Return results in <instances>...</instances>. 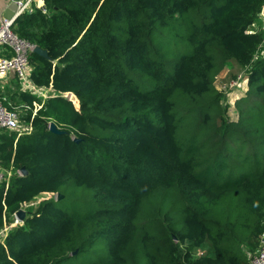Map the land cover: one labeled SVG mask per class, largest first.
Listing matches in <instances>:
<instances>
[{
  "label": "trees",
  "instance_id": "1",
  "mask_svg": "<svg viewBox=\"0 0 264 264\" xmlns=\"http://www.w3.org/2000/svg\"><path fill=\"white\" fill-rule=\"evenodd\" d=\"M263 3L44 0L16 17L13 32L47 50L31 53V79L52 92L1 91L31 129L0 133V230L47 197L0 237V264H59L98 237L108 254L92 264H248L264 237ZM178 40L187 52L171 60ZM224 69L249 87L237 120L215 87ZM235 139L250 157L222 156ZM76 187L82 214L65 207Z\"/></svg>",
  "mask_w": 264,
  "mask_h": 264
},
{
  "label": "built area",
  "instance_id": "2",
  "mask_svg": "<svg viewBox=\"0 0 264 264\" xmlns=\"http://www.w3.org/2000/svg\"><path fill=\"white\" fill-rule=\"evenodd\" d=\"M17 5V10L11 20L1 19L0 23V52L10 51L11 55L6 57L0 55V94L2 91L1 81L12 73L19 80L23 90L29 91L31 94L42 97H49L50 92H45L44 87L36 86L31 79L30 71V55L33 52L34 45L26 39L18 37L12 30V25L16 17L23 13H30L36 8V0H13ZM259 20L264 30V3L258 13ZM240 73L234 80L229 83L230 87L237 86L243 74ZM243 81L246 78L243 77ZM51 89V88H50ZM51 91V90H50ZM64 97L69 99L70 92L64 93ZM4 99L0 96V131L10 130L17 131L20 127V115L16 109L8 108L4 104ZM30 128V127H29ZM2 167L0 166V180H2ZM15 221L19 220L14 214ZM254 255L249 258L248 264H264V242Z\"/></svg>",
  "mask_w": 264,
  "mask_h": 264
},
{
  "label": "rangeland",
  "instance_id": "3",
  "mask_svg": "<svg viewBox=\"0 0 264 264\" xmlns=\"http://www.w3.org/2000/svg\"><path fill=\"white\" fill-rule=\"evenodd\" d=\"M180 29H188V24L182 26ZM171 46H172V48L170 50L166 51V56L168 58H170L171 60L177 58L179 55H182V53L187 52L185 45H184V42H181L180 40L175 41V43ZM263 47H264V43H263L262 47L260 48V52L262 50H264ZM226 72H227L226 69H224L218 75V77L215 80V87L217 89H219L223 93V95H226L225 96V98H226L225 102L223 101V99L221 100L224 115L228 116L227 118L230 120H237L239 110L236 107V100L239 97L246 95L249 87H248L247 81H243V79H244L243 76L241 77V80H239V84L237 86L230 87L229 84H227L228 82L224 81V77L226 75ZM252 115H253V113H250L251 117H252ZM19 124H20L19 130H17L16 132H20V131L22 132L24 130L23 128L26 127L25 123L23 121H21V119H20ZM232 145H233L232 150H227V151L223 152L222 156L224 155V157H227L228 155L236 154V152H237L238 154H245L248 157H250L253 153L252 148H248V147L247 148H242V147L240 148L242 143H240V141L236 143V139L234 140ZM254 149H255V151H258V146L257 147L254 146ZM234 157H236V156H234ZM221 162H222V160L219 161V163H221ZM232 171H233L234 175H237L239 172L242 171V169L239 167V165H237L232 169ZM222 172H223V170H222ZM5 173H7V171H5L3 169L2 179L4 178L3 176L5 175ZM74 189L76 191L72 190L69 193V195L66 196L65 207H68L69 211L73 210V211L78 212L79 214H82L81 212H85L87 209L85 207H81L82 206V200H81L82 190L77 189V187ZM87 196H88V194H87ZM46 197H47L46 195H42L41 197L36 199L34 202H31L32 204H30V205L33 206V205H35V203H37V201H40V199L43 200ZM55 198H57V197H55ZM29 203H28V205H29ZM164 207H165V205L163 206V208ZM4 232L5 231H3V230L0 231V237L3 236ZM85 246H88L86 251L76 254L77 249H75L73 251L75 254H73L74 256L72 258L64 259V260L60 261L59 264H92L93 262H96L100 259L107 257L108 250H107V247L104 246L103 240L101 237H98V240H95L90 245L85 243ZM95 248L100 249L99 253L94 251ZM255 249L251 250L249 247L245 246V250L249 256L255 254V252L257 251V250L255 251ZM200 253H204V251H199L198 254H200ZM143 264H147V261L144 260Z\"/></svg>",
  "mask_w": 264,
  "mask_h": 264
},
{
  "label": "water",
  "instance_id": "4",
  "mask_svg": "<svg viewBox=\"0 0 264 264\" xmlns=\"http://www.w3.org/2000/svg\"><path fill=\"white\" fill-rule=\"evenodd\" d=\"M16 10H17V5L13 0H0V20L1 19L11 20L14 17ZM0 26H1V23H0ZM33 52L40 55L41 57L45 59L50 60L47 50L42 49L37 45H34ZM69 101L73 104V106L76 109H79V100L75 94L70 93ZM48 129L50 132L55 133V134H62L64 132L58 129L54 122H50L48 124ZM74 140L78 141L77 139H74ZM19 172L21 175L27 174V170L25 169L24 166H22L19 169ZM60 197H61V194H57V199H59ZM15 216L19 221H23L25 217V211L23 209H19L15 212ZM262 241L264 242V237Z\"/></svg>",
  "mask_w": 264,
  "mask_h": 264
},
{
  "label": "crops",
  "instance_id": "5",
  "mask_svg": "<svg viewBox=\"0 0 264 264\" xmlns=\"http://www.w3.org/2000/svg\"><path fill=\"white\" fill-rule=\"evenodd\" d=\"M37 2H36V8H42L43 7V4H44V0H36ZM30 71L32 72V66H31V64H30ZM227 71V70H226ZM1 85H2V90H5L6 89V91L8 92V90H10V93H12L13 91L15 92V94H16V96H19V91L20 92H25V93H29V94H31L29 91H25V90H23V88H22V86H21V84H20V82H19V80L15 77V75L14 74H12V73H10V74H8V76H6L2 81H1ZM51 89L50 88H46L45 89V92H52V91H50ZM32 95H34V94H32ZM35 96H37V95H35ZM38 97V96H37ZM38 98H41V99H43L42 97H38ZM40 104L38 103V102H34V108H33V114L35 113V111L38 109V108H40ZM26 127H24L23 129V131L21 132H18V135H20V134H22V133H25V132H29L30 131V129L31 128H29V126H27V125H25ZM0 133H1V131H0ZM18 173L20 174V172L18 171ZM7 175L9 176L10 175V172L8 171L7 172ZM21 175V174H20ZM39 197H41V195L40 196H38L36 199H38ZM35 199V200H36ZM34 200V201H35ZM41 200V199H40ZM34 201H31V202H34ZM29 203V205H28V203H25L24 205H23V208H21V209H23L24 210V208H27L28 206H32V205H30V204H32V203ZM38 202V201H37ZM37 203H35V205H36ZM34 206V205H33ZM25 211V210H24ZM13 218H14V215H13ZM22 221H18V222H16L15 221V218L13 219V222L12 223H10L9 225H5L4 226V228L3 229H1L0 231H5L4 232V234H3V236L6 234V232H8L7 230H9L11 227H13V226H15V225H17V224H20ZM2 236V237H3Z\"/></svg>",
  "mask_w": 264,
  "mask_h": 264
}]
</instances>
